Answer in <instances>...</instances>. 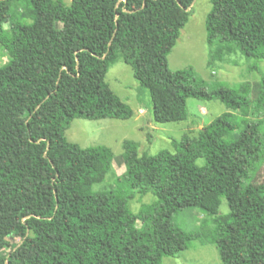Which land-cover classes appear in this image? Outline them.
I'll return each mask as SVG.
<instances>
[{
    "label": "trees",
    "instance_id": "16d2710c",
    "mask_svg": "<svg viewBox=\"0 0 264 264\" xmlns=\"http://www.w3.org/2000/svg\"><path fill=\"white\" fill-rule=\"evenodd\" d=\"M17 1L31 22L0 67V264H161L202 237L174 221L195 205L214 216L205 241L224 259L264 264V182L255 179L264 166V77L259 89L249 81L210 89L192 69H170L194 0ZM13 2L0 0V44ZM210 2L208 66L236 50L264 60V0ZM118 60L148 91L157 123L186 120L190 97L220 100L226 110L196 137L174 141L173 152L140 153L138 142L124 140V174L95 190L114 152L82 147L66 130L75 118L134 115L105 81ZM179 191L193 198L178 200ZM147 193L156 201L131 212L129 201Z\"/></svg>",
    "mask_w": 264,
    "mask_h": 264
},
{
    "label": "rangeland",
    "instance_id": "374dc122",
    "mask_svg": "<svg viewBox=\"0 0 264 264\" xmlns=\"http://www.w3.org/2000/svg\"><path fill=\"white\" fill-rule=\"evenodd\" d=\"M69 6L71 0H60ZM210 0H194L189 8V19L181 30L172 51L168 55V65L172 70L192 69L196 77L204 79L208 88L219 86L235 87L243 81L251 82L259 89L261 78L264 77V60L247 58L239 50L225 53V56L213 60L208 66L211 47L206 39V18L211 10ZM29 10L14 0L10 18L5 27L8 36L0 44V67L4 66L12 53V44L26 34L30 23ZM256 64L257 69L250 68ZM105 81L111 89L128 104L134 111L129 119H85L75 118L66 130L69 141L78 143L82 147L104 145L114 152L112 171L106 178L95 184V190L113 188L117 177L122 176L126 170L123 161V142L126 139L139 143V152L155 155L159 151H174V141H181L184 135L194 138L201 127L211 123L226 110L220 100L203 101L193 97L187 99L188 118L181 122L157 123L153 119L152 102L147 90L140 88L134 77L132 67L123 60H118L110 66ZM256 83V84H254ZM205 107V110L200 109ZM196 164L204 166L205 160L198 158ZM256 181L264 182V166L260 167ZM194 192H176L178 200L193 198ZM156 201L151 194H137L129 201V209L137 213L142 206L150 205ZM218 203V202H217ZM218 212L225 215L229 212L228 201L220 197ZM174 221L184 230L202 235L192 241L191 246L177 256L163 257L161 264H238L237 260L224 259L216 244L205 241L215 229L214 216L207 213L199 205L182 208L175 214ZM141 228V223L137 224ZM20 235H14L12 240L17 243ZM242 253L246 250L241 248ZM2 255H0L1 257ZM244 260H247L244 258ZM251 262V261H250ZM240 264H251L240 260Z\"/></svg>",
    "mask_w": 264,
    "mask_h": 264
},
{
    "label": "crops",
    "instance_id": "0c3cea01",
    "mask_svg": "<svg viewBox=\"0 0 264 264\" xmlns=\"http://www.w3.org/2000/svg\"><path fill=\"white\" fill-rule=\"evenodd\" d=\"M200 109H201V111H202V109H203V110H205V107H203V106H200Z\"/></svg>",
    "mask_w": 264,
    "mask_h": 264
}]
</instances>
